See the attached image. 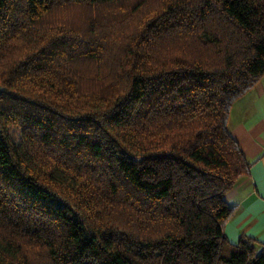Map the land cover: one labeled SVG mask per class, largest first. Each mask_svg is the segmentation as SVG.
<instances>
[{
	"label": "trees",
	"instance_id": "16d2710c",
	"mask_svg": "<svg viewBox=\"0 0 264 264\" xmlns=\"http://www.w3.org/2000/svg\"><path fill=\"white\" fill-rule=\"evenodd\" d=\"M262 75L264 0H0V264H264L223 233Z\"/></svg>",
	"mask_w": 264,
	"mask_h": 264
},
{
	"label": "crops",
	"instance_id": "0c3cea01",
	"mask_svg": "<svg viewBox=\"0 0 264 264\" xmlns=\"http://www.w3.org/2000/svg\"><path fill=\"white\" fill-rule=\"evenodd\" d=\"M228 128L250 165L224 194L233 212L223 233L231 243L249 237L264 244V75L233 102Z\"/></svg>",
	"mask_w": 264,
	"mask_h": 264
},
{
	"label": "rangeland",
	"instance_id": "374dc122",
	"mask_svg": "<svg viewBox=\"0 0 264 264\" xmlns=\"http://www.w3.org/2000/svg\"><path fill=\"white\" fill-rule=\"evenodd\" d=\"M9 133L15 141L19 140V129L14 125L8 127Z\"/></svg>",
	"mask_w": 264,
	"mask_h": 264
}]
</instances>
